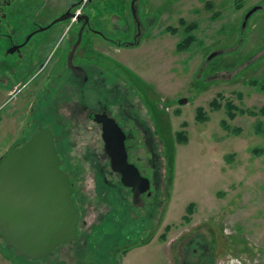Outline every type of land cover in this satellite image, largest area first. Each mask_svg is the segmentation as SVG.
<instances>
[{
    "label": "rangeland",
    "instance_id": "obj_1",
    "mask_svg": "<svg viewBox=\"0 0 264 264\" xmlns=\"http://www.w3.org/2000/svg\"><path fill=\"white\" fill-rule=\"evenodd\" d=\"M107 1L111 4L104 6ZM75 2L0 0V36L21 41ZM118 2L129 8L130 0H91L87 5L99 18L94 28L106 26L102 33L115 44L131 41L130 34L136 33L126 21L129 18L115 22L101 17H108ZM260 3L261 10L242 27L245 13ZM134 12L140 20L145 18L147 29L149 18L160 20L137 47L115 54L126 64L121 68L133 82L126 88L134 101L140 98L146 125L151 130L161 127L156 158L161 169L159 204L143 231L129 225L112 227L108 242L127 248L120 253L121 264H264V1L137 0ZM70 22L57 24L52 32H39L25 46L28 66L23 54L8 53L10 44L1 41L0 158L47 123L42 121L48 112L45 101H33L42 98L49 83V65L42 72L36 69L37 45L45 41L38 44V39L46 35L57 40ZM71 33L62 39H70ZM95 46L111 51L103 41ZM64 48L56 50H68ZM14 63L28 71L21 75ZM30 75L33 79L25 80ZM96 94L103 97L100 91ZM182 98L186 101L179 103ZM73 137L80 140L77 133ZM138 154L149 157L142 148ZM77 173V182L85 185L84 197L96 199L92 172L82 168ZM86 218L94 220L92 214ZM93 244L89 240L88 248ZM6 247L0 240V264H35ZM74 247L70 243L39 264H86L94 259L92 253L83 252L74 257ZM100 251L106 255L105 249Z\"/></svg>",
    "mask_w": 264,
    "mask_h": 264
},
{
    "label": "flooded vegetation",
    "instance_id": "obj_2",
    "mask_svg": "<svg viewBox=\"0 0 264 264\" xmlns=\"http://www.w3.org/2000/svg\"><path fill=\"white\" fill-rule=\"evenodd\" d=\"M136 1L130 0L129 8L122 2H118L120 5L112 4L116 7V11L110 9L108 17L101 16L115 22L118 20L124 22V17L129 18L126 21L131 24V31L136 28V33L130 34L132 36L131 41L125 40L115 44L113 40L106 38L102 33L106 26L102 29L94 28L96 19L99 20V18H97L95 10H92L91 6H87L91 4V0H76L70 8L62 13H75L73 17L56 22L45 29L46 31H54L57 24L70 19L71 22L66 30L62 32L61 38L58 36L57 40H48L46 35H43L38 39V44L45 40L44 43L39 46L36 42L38 47L37 56H40L36 69L42 72L48 65L50 68L48 72L49 83L43 89L42 98L40 100L33 99V101H45L44 107L48 112L42 117V121L47 123L45 125L40 124L35 132L42 127H47L52 132L54 147L60 160V168L69 177L72 188L71 197L75 208L79 212V219L76 226V238L68 243L58 245L43 258L32 260L35 264H39L42 259L48 261V258L58 249L60 250V248L70 243H74L75 246L73 248L74 257L80 252L88 253V255L92 253L94 259L86 264H121L120 253L127 251V248L117 247L116 244L111 245L108 242L109 236L112 235L111 228L121 227L124 229L125 226L129 225L138 229V231H143L147 223L150 222L149 220L156 214L161 180V169L160 166H157L159 158L156 159L160 156L157 135L158 130L161 131V127L159 125L157 130L155 123H153L155 127L154 130H151L146 125V120L141 117L142 110L140 108L143 106L140 98H137L138 101H134L136 98L132 97L129 89L126 88V85H133L129 76L125 75V71L122 69L126 67V64L115 56L121 49L137 47L145 32L150 27L160 24V20H150L149 18L150 26L147 29L145 18L140 20L137 16H134ZM110 4V1L103 3L104 6ZM149 6H151V2ZM254 6H259L256 10L258 11L261 10L263 4L260 3ZM159 12L158 14H160ZM77 15L81 18H77ZM250 16L245 22L243 18L242 27H245ZM166 26V29H168L169 25ZM70 27H75L72 29L75 32L71 33L72 30L69 31ZM38 28L32 29L28 34L35 32L29 41L13 52L17 53L19 51L18 53L25 56V66H28L29 61V54L25 55L27 51L25 46L31 40L33 41V38L39 33ZM80 30L81 37L80 41L77 42ZM70 33V39L66 41L62 39L63 36L65 37L66 34L69 35ZM28 34L21 41L15 42L11 39L10 45L22 44ZM6 36L7 34L0 36V42L4 41L8 46ZM97 36H100V39L108 47H111V51L103 52L96 48L95 44L102 42L97 41ZM11 37L14 39V36ZM38 37H35V39ZM64 46V49L68 50H56L57 47ZM107 46L106 50L108 51ZM78 47H83V49L79 51ZM92 47L93 49H91ZM93 52L100 55L96 56ZM114 63L119 66H116L117 73H115ZM14 66L19 70L20 67L17 66V63H14ZM26 71H28V68L19 70V72H22L21 75H24ZM55 71L56 73L53 74ZM32 76L30 75L25 80L31 81ZM118 82H121L122 87L118 86ZM43 85V79H41L37 87L41 89ZM97 91H100L103 97L98 98ZM106 117L111 118L122 131L126 161L138 170L141 177L148 179L149 188L147 190L142 191L144 186L140 181L135 185L136 188L128 186L126 183L129 182V178H127V181L126 177L123 180L121 173L115 170L112 154L108 150V144L115 138V134H113ZM50 122H52L51 125ZM75 133L80 135V140L74 141L73 134ZM85 135L92 139L88 140ZM86 139L90 144L86 142ZM79 143L81 144L78 146ZM141 148L149 154L148 158H143L138 154V150ZM82 168L89 169L93 174L94 196L96 199L85 198V185L77 182V170ZM82 177L84 178L85 174ZM146 207H148V210L144 212ZM91 214L94 216V220L88 222L86 217ZM89 240H94L93 248H88ZM3 243L5 247L7 246V250L17 252L5 242ZM99 248L105 249L107 256L101 253ZM108 255H110V258ZM10 258L12 259V257Z\"/></svg>",
    "mask_w": 264,
    "mask_h": 264
},
{
    "label": "water",
    "instance_id": "obj_3",
    "mask_svg": "<svg viewBox=\"0 0 264 264\" xmlns=\"http://www.w3.org/2000/svg\"><path fill=\"white\" fill-rule=\"evenodd\" d=\"M258 8H251L245 14L244 22ZM74 15L62 14L37 31L41 32ZM76 17L81 18L78 15ZM34 32L28 34L22 44L10 45L8 53H13L27 43ZM78 37L77 42L80 41L81 30ZM6 38L9 44L11 39L14 40L11 36ZM185 101L186 98H182L179 103ZM107 119L115 134L108 144L115 170L121 173L123 180L129 178V182H125L128 186L136 188L135 185L140 181L144 186L142 191L147 190L148 179L141 177L138 170L126 161L122 131L111 118ZM71 194L70 180L60 168L53 134L49 128L42 127L22 145L0 158L1 240L21 256L32 260L41 259L58 245L73 241L76 238L79 212Z\"/></svg>",
    "mask_w": 264,
    "mask_h": 264
},
{
    "label": "crops",
    "instance_id": "obj_4",
    "mask_svg": "<svg viewBox=\"0 0 264 264\" xmlns=\"http://www.w3.org/2000/svg\"><path fill=\"white\" fill-rule=\"evenodd\" d=\"M49 31V30H48ZM50 32H52V31H50ZM104 44V43H103Z\"/></svg>",
    "mask_w": 264,
    "mask_h": 264
}]
</instances>
